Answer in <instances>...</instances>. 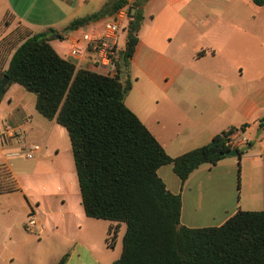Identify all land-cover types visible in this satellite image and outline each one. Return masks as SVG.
Returning <instances> with one entry per match:
<instances>
[{
    "label": "crops",
    "instance_id": "1",
    "mask_svg": "<svg viewBox=\"0 0 264 264\" xmlns=\"http://www.w3.org/2000/svg\"><path fill=\"white\" fill-rule=\"evenodd\" d=\"M107 1L0 0V66L6 68L12 53L1 44L18 25L32 33L61 31L72 20L97 13ZM142 2L144 19L124 77L131 83L126 106L172 158L207 144L230 127L237 129L231 136L236 148H248L240 159L227 156L216 165H201L185 182L170 164L158 169L166 188L181 197V224L220 226L238 211H264V128L259 126L264 119V25L254 16L241 25L218 18L206 23V18L191 13L196 0ZM257 8L261 16L264 5ZM169 9L177 19L169 18ZM102 27L90 22L51 45L77 69L104 74L91 53L70 54L75 47H86L84 33L96 36ZM210 32L212 39L205 37ZM179 33L185 40L175 46ZM187 38L195 42L191 51L186 50ZM30 94L12 84L0 104V165L9 168L19 187L0 194V264H54L65 254V264H112L120 256L117 240L125 226L119 228L113 247L107 246L111 223L102 229L101 220L83 211L66 130L39 114L35 95ZM33 145L40 150L26 159L24 149ZM32 210L44 225L39 234L25 229ZM34 235L38 241H32Z\"/></svg>",
    "mask_w": 264,
    "mask_h": 264
},
{
    "label": "trees",
    "instance_id": "2",
    "mask_svg": "<svg viewBox=\"0 0 264 264\" xmlns=\"http://www.w3.org/2000/svg\"><path fill=\"white\" fill-rule=\"evenodd\" d=\"M250 1L264 5V0ZM125 3L108 0L97 13L74 19L61 31L32 33L18 25L1 44L12 53L6 68L0 66V86L8 78L0 87V104L9 87L18 84L35 95L39 114L66 130L85 215L111 223L109 247L125 226L120 256L112 264H264V211H238L220 226L186 227L180 222V195L171 193L157 172L170 164L185 182L201 165H216L227 157V143L237 129L230 127L172 158L125 104L131 83L124 77L144 19L142 0L128 8L122 30L126 43L118 50L114 75L77 69L52 47V40H63ZM247 149H239L238 159ZM16 191L14 175L0 165V194ZM67 258L65 254L54 264H65Z\"/></svg>",
    "mask_w": 264,
    "mask_h": 264
},
{
    "label": "built area",
    "instance_id": "3",
    "mask_svg": "<svg viewBox=\"0 0 264 264\" xmlns=\"http://www.w3.org/2000/svg\"><path fill=\"white\" fill-rule=\"evenodd\" d=\"M134 0H126L124 6L114 11L105 21L101 32L94 36L90 33L82 35V41L87 45L84 48L75 47L70 54L74 57L84 56L91 53L93 60L99 70L104 74L114 75L116 73L115 61L118 58V37L119 33L125 27L128 20V8ZM8 134L13 135V131L9 130ZM236 141L230 138L227 145L234 149L236 148ZM40 150L38 145H34L29 149H24L23 155L26 159H32L34 155ZM18 156L19 152L11 154ZM25 229L31 233L39 234L44 230V225L40 222L32 210L27 216L25 222Z\"/></svg>",
    "mask_w": 264,
    "mask_h": 264
},
{
    "label": "rangeland",
    "instance_id": "4",
    "mask_svg": "<svg viewBox=\"0 0 264 264\" xmlns=\"http://www.w3.org/2000/svg\"><path fill=\"white\" fill-rule=\"evenodd\" d=\"M196 1H197V7L195 9H192L191 13H195L196 16H200L203 19L206 18V23L213 18H218V19H221L223 21L224 20H237V23L239 25H241L242 21H245L247 18L249 19L252 16H254V20H257V19L260 20V24L262 25V28H263L264 12L260 16L259 14H257L258 13L257 6H255V5H253L252 7L249 6L245 3V0H196ZM194 10H196V11L194 12ZM9 17L10 16L8 15V17L6 19V21H8V23L10 21ZM169 18L170 19H177L178 15L174 11L169 9ZM106 19H107L106 17L98 19L95 21V24L98 27H102L104 25ZM175 21H172L171 24H173ZM171 28H173V27H171ZM212 36H213L212 32L205 35V37H207L208 39H212ZM124 39H125V33L123 31H121L119 33V37H118V44H117L118 50L120 48L124 47ZM183 40H185V36L183 34L179 33V35L175 39H173V45H175L178 42L183 41ZM192 40L193 39H189V38L186 39V42H188V45L186 46V50H188V51L192 50L191 49L192 43H195ZM133 93L134 92H132V94ZM30 95L34 96V94H30ZM63 131H65V130H63ZM64 133L66 135V131ZM65 141H66V145L68 146L69 145L68 140H65ZM27 149H29V148H27ZM23 163L26 164V163H28V161H23ZM80 203H81V200H80ZM100 223H103L100 225V227L103 229V227L106 225V223H108V221L101 220ZM124 230H125V228L123 227V229L121 230V232L119 234V238L117 240V247H119V248L121 247V249H122V237L124 234ZM34 239H36L38 241L39 238L37 235H34V238L32 240L33 242H35ZM42 241H43V239H42ZM37 245H38L37 247H32L31 253H35L36 248H40L43 245V242L40 244H37Z\"/></svg>",
    "mask_w": 264,
    "mask_h": 264
},
{
    "label": "water",
    "instance_id": "5",
    "mask_svg": "<svg viewBox=\"0 0 264 264\" xmlns=\"http://www.w3.org/2000/svg\"><path fill=\"white\" fill-rule=\"evenodd\" d=\"M111 1L112 2H116L117 0H111ZM7 81H8V78H7V76H5L3 78V80H2V83H1V86L0 87L3 88L6 85ZM226 156H229V157H238L239 156V150L237 148L231 149L230 151H228L226 153Z\"/></svg>",
    "mask_w": 264,
    "mask_h": 264
}]
</instances>
